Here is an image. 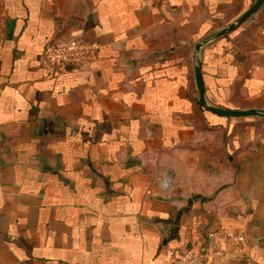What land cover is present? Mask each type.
I'll return each instance as SVG.
<instances>
[{"label": "crops", "instance_id": "1", "mask_svg": "<svg viewBox=\"0 0 264 264\" xmlns=\"http://www.w3.org/2000/svg\"><path fill=\"white\" fill-rule=\"evenodd\" d=\"M255 1L0 0V264H167L196 214L249 239L207 264H264V117L194 68ZM74 38L90 69L41 61ZM200 57L264 109V4Z\"/></svg>", "mask_w": 264, "mask_h": 264}, {"label": "built area", "instance_id": "2", "mask_svg": "<svg viewBox=\"0 0 264 264\" xmlns=\"http://www.w3.org/2000/svg\"><path fill=\"white\" fill-rule=\"evenodd\" d=\"M101 45L84 38H74L61 42H51L41 55V61L61 72L90 69ZM249 243L245 234H229L215 229H207L202 215L192 217L183 242L167 251V264H207L211 258L235 253L232 244ZM240 249L239 251H243Z\"/></svg>", "mask_w": 264, "mask_h": 264}, {"label": "water", "instance_id": "3", "mask_svg": "<svg viewBox=\"0 0 264 264\" xmlns=\"http://www.w3.org/2000/svg\"><path fill=\"white\" fill-rule=\"evenodd\" d=\"M263 4H264V0H256L238 18H236L234 21L229 23L226 27H224L219 32H217L214 36H212L211 38H207L201 42H198L196 45L197 55L195 59L194 68H195L196 83L199 89V100L203 106H205L208 110L214 113L229 117H247V116L264 117L263 108H245V109L230 108V107H223L210 103L206 96L205 83L202 74V62L200 57V53L204 45L208 44L212 40L226 36L235 29H237L239 26L245 23L251 16H253L263 6Z\"/></svg>", "mask_w": 264, "mask_h": 264}, {"label": "trees", "instance_id": "4", "mask_svg": "<svg viewBox=\"0 0 264 264\" xmlns=\"http://www.w3.org/2000/svg\"><path fill=\"white\" fill-rule=\"evenodd\" d=\"M197 103L200 105V106H202V104L200 103V101L197 99Z\"/></svg>", "mask_w": 264, "mask_h": 264}, {"label": "rangeland", "instance_id": "5", "mask_svg": "<svg viewBox=\"0 0 264 264\" xmlns=\"http://www.w3.org/2000/svg\"><path fill=\"white\" fill-rule=\"evenodd\" d=\"M261 120H263L264 121V119H261ZM261 122V121H260Z\"/></svg>", "mask_w": 264, "mask_h": 264}]
</instances>
